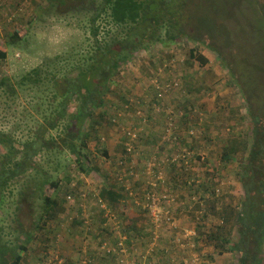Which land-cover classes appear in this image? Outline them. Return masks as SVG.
<instances>
[{
    "label": "rangeland",
    "instance_id": "rangeland-1",
    "mask_svg": "<svg viewBox=\"0 0 264 264\" xmlns=\"http://www.w3.org/2000/svg\"><path fill=\"white\" fill-rule=\"evenodd\" d=\"M63 2L65 0H0V53L7 52L5 59L0 57V82L8 79L11 86L0 88V131L12 132L17 140L28 139L29 132L35 131L42 123L35 111L40 93L32 90L30 84L21 88L22 78L42 66L47 59L65 60L72 52L77 54V50L91 39L84 15L73 13L72 6ZM207 2V9L210 7L208 15H203L199 8L193 11V24L203 31V35L197 31L190 34L202 37L211 48L190 38H184L183 44L157 42L150 49L137 53L123 68L121 81L128 91L126 98L136 103L130 108L134 112L140 111L143 118L153 117V122H141L133 112L127 111L129 109L117 97L108 96V100L115 103L110 112L118 117L120 125L134 127L138 131L139 142H134L136 151L132 153L133 165L119 166L120 160L125 155L130 158L131 154L124 152L122 128L105 121L97 130V135L101 137L108 157L98 154L95 143H91L93 162L89 163L91 169L87 173L80 172L75 159L69 154L47 151L36 158L50 181L63 187L59 194L50 185L44 191L45 196H56L60 202L56 218L51 220L45 217L41 220L44 214V201L41 198H36L37 204H32L33 200L29 199L21 202L19 192L23 190L20 189L23 185L30 198L36 197L35 190L29 184L30 175L25 184L18 183L14 188V197L10 201L16 202L20 210L17 211L16 206L9 202L7 208L0 210V223L2 225L3 220L6 232H12L18 227L13 219L16 212L18 223L22 225L19 230L22 228L31 232L32 241L23 255L22 264H57V259L62 260L63 264H79L83 247L92 257V264H116V260L100 251V247L105 242L115 246L120 240H125L129 249L126 264H241L240 253H222V248L216 249L214 245L206 243L211 233L216 234L214 238L218 246V235L234 241L238 237L235 216L245 191L241 172L247 165L249 151L255 141L254 117L250 114L252 108L259 116L256 120L264 123V0ZM241 29L242 35L238 32ZM15 32L21 36V41L12 44L11 36ZM191 49H197L200 55L208 59V64L203 67L197 61H191ZM255 66L258 67L253 72ZM246 67L247 70H244ZM240 78H243L241 82L238 80ZM156 80L163 84L176 80L179 85L163 101L156 102ZM245 85L248 90H245ZM190 109L202 111L208 116L203 115L201 119L192 115L190 122L182 124V115ZM166 119L169 122L167 126L171 127L173 123L178 132H185L187 144L193 146V150L189 149L193 154L189 167L191 175L185 170L184 173L168 167L165 168L167 172L163 170L167 190L178 192L182 204L174 210L177 229L164 225L154 230L151 220L136 208V203L132 199H123L122 205L113 207L116 215L110 221L108 231H99L96 228L101 221L99 209L89 202L91 197L84 198L83 194L90 195L93 191L101 190L105 184L117 183L118 176L124 177L129 188L139 189L140 183L142 187L147 183L144 171L155 155L165 159L177 158L178 154L184 153L186 148H176L169 135L159 138ZM52 135L57 139L59 137L56 132H52ZM228 141L234 142L236 155L225 165L222 155ZM198 156L202 158L199 160ZM67 178L73 182L69 184ZM191 180L199 185L203 182L208 185L210 189H207L206 197L209 196V200H202V193L195 194L187 186ZM23 181L25 179H21ZM217 188L220 189L219 197L209 194L212 193L211 189ZM69 189L75 191L73 201L67 199ZM193 196L198 201L201 199L199 208L186 209ZM201 211L202 215L199 214ZM82 212L92 220H95L93 214L96 215L91 231L73 226L69 221L70 216ZM206 215L208 217L205 218ZM226 219H229L227 223ZM44 223L48 226H44ZM116 226L117 232L112 231ZM143 230L148 236L139 234ZM186 230L196 233L195 249L192 251L173 243L174 237L185 236ZM156 231L159 239L156 238ZM15 236L19 237L20 243L25 240L22 235L16 234L11 239H16ZM255 249L256 244L251 249L252 257L245 264H255L256 255L257 260L261 258V264H264V243L261 252L257 250L255 254Z\"/></svg>",
    "mask_w": 264,
    "mask_h": 264
},
{
    "label": "trees",
    "instance_id": "trees-1",
    "mask_svg": "<svg viewBox=\"0 0 264 264\" xmlns=\"http://www.w3.org/2000/svg\"><path fill=\"white\" fill-rule=\"evenodd\" d=\"M63 3H68L69 7L72 6L73 13L84 15L88 21L87 26L90 28L91 39L86 41L80 50H77V54L72 52L69 58L65 60L60 58L47 59L42 66L33 69L22 78L21 88L24 89L25 86L30 84L32 90H36L38 94L40 93V97L37 99L38 107L35 111L41 117L42 123L35 131L29 132L28 139L17 140L12 132L0 131V147L2 149L0 153V210L7 208L9 202L12 203V206H16L17 211L20 210L17 203L10 201V199L14 197V188L18 183L25 184L27 177L30 175L29 184L35 190L36 197L34 199L30 198L31 195L28 196L23 185V187H20L23 190L19 189L20 200L23 202V199H29L33 200L32 204H37L36 198H41L44 201L42 221L45 217H49L51 220L56 218L58 215L56 211L60 208V202L56 196L54 198L45 196L46 187L50 185V188L56 190L57 194L60 193V188L63 190V187L59 183L51 182L47 175L43 173V169L36 162L37 157L47 151L69 154L75 159L82 173H87L91 169L89 166V163L93 162L91 143H95L98 154L108 157V152L102 145V139L97 135V130L105 121L114 126H123L120 125L118 117L110 112V108L115 103L110 102L108 96L117 97L122 101V105L124 104V107L129 109L127 111L133 112L134 117L141 122L146 119V117L143 118L138 115V111L136 113L130 108L136 103H133L132 99L126 98V92L128 91L125 89V83L121 81L124 66L129 64L137 53L150 49L157 42L183 44L182 40L184 38H190L196 43L201 42L211 48L202 37H193L190 34L192 31H197L199 35H203V31L193 24V11L199 8L203 15H208L210 7L207 9V0H65ZM238 32L242 35V29ZM212 36L210 35V37ZM18 41H21V36L15 32L11 36V43L17 44ZM6 56L7 52L0 53V57L3 59ZM189 57L191 61H197L203 67L208 64V59L200 55L197 49H191ZM219 57L221 58L220 54ZM257 67L255 66L253 72L257 70ZM244 70H247V67ZM242 79L238 80L241 82ZM8 83V79L2 80L0 88H10L11 86ZM244 88L248 90L246 85ZM11 89L13 90V88ZM6 93L9 94L8 89H6ZM199 98L201 97L197 99ZM155 101L160 102L161 100L155 96ZM108 104H110V107H108ZM131 112L130 114H132ZM250 114L251 117H254L255 129H253V136L255 141L249 151L247 165L241 172L245 191L239 212L235 216L236 226L239 228L238 237L234 241L229 237L218 235V246L214 238L216 234L211 233V237H208L206 243L214 245L216 249L222 248L220 252L234 251L240 253L242 255L241 264H245L246 260L252 257L253 251L251 249L255 244L257 249L254 253L256 254L257 250L258 252L262 251L261 248L264 243V137L262 136L264 123L256 120L259 116L254 108L250 110ZM192 115H197L201 119H203V115L208 116L207 113L204 114L202 111L190 109L182 115V124L190 122ZM148 120L151 123L154 118L148 116L145 121L148 122ZM168 123L167 119L162 123L161 129L165 128L159 138L162 139L167 134ZM172 125L175 130L171 140L174 142L175 147L180 148V150L182 147L191 149L193 146L187 144L188 140L184 134L185 132H178L177 127L173 123ZM52 132L57 133L58 139L52 135ZM123 138L125 142L123 149L127 154L126 145L130 140L126 135ZM138 142L139 138L135 143ZM233 145V141H228L225 145V151L222 155V162L225 165L234 159L233 155H236ZM155 158L161 159L157 155H155ZM201 158V156H198L199 160ZM168 159L169 164L163 167L165 172H167L165 168L168 167L175 169L176 172L184 173L186 160L181 159L178 163H174L171 160L172 157ZM21 179H25V181L21 182ZM67 181L69 184L73 182L70 178H67ZM139 182L138 180L137 183ZM199 184L187 186L192 188L195 194L202 193V200H209L210 198L209 196L206 197V194L208 193L207 189L210 188H207L208 185L205 182ZM145 186L146 183L143 187L140 183L139 189L134 187V193L136 194L135 200L138 201L135 204L136 208L147 215L143 206L139 205L140 202H143ZM198 187L199 189H197ZM74 189H69L67 195L75 196ZM211 191L212 193L209 194L219 197V188L216 190L211 189ZM170 194L177 200L178 205H182L179 201L178 192L173 193L170 191ZM99 196L100 200H103L107 205L108 211L103 210L96 203V199L93 198L92 194L89 195L91 197L89 202L99 209L98 213L101 221L96 228L99 231L103 229L106 232L110 227V221L107 218L108 212L115 216L116 213L113 211V207L115 208L118 204L122 205L121 201L123 199H132L134 202L135 200L130 197V193L125 187H122L119 181L115 184L103 185L102 189L99 190ZM201 202L200 199L198 203L193 205V208H190V203H188L186 209H198ZM76 214L81 215L80 213ZM88 217L90 219L89 231H91L95 226L96 215L93 214L95 220H92L90 216ZM206 217L208 216L206 215ZM13 219L18 227L12 232H6L3 220L2 225L0 223V264H22L23 255L28 251V246L32 241L30 231L22 228L19 230L22 225L18 223L19 217L16 212ZM227 221L229 219H226V223ZM70 223L73 226H80L87 230L80 219ZM44 224V226H48L47 223ZM117 228L116 226L112 231L117 232ZM119 228L124 229L123 227ZM152 228L156 230L154 225ZM200 228L201 226L198 231ZM13 234L22 235L25 240L20 243L17 236H15L16 239H11ZM139 234L144 237L148 236L145 230ZM133 237L135 238L134 235ZM254 261L255 264H261L262 259L257 260L256 255Z\"/></svg>",
    "mask_w": 264,
    "mask_h": 264
},
{
    "label": "built area",
    "instance_id": "built-area-1",
    "mask_svg": "<svg viewBox=\"0 0 264 264\" xmlns=\"http://www.w3.org/2000/svg\"><path fill=\"white\" fill-rule=\"evenodd\" d=\"M178 82L176 80L169 82V83H161L158 80L154 81V86L156 87V97H158L161 101L165 99V96L171 92L176 90L178 87ZM137 113V112H136ZM138 115L142 116V113L138 111ZM146 119H144V122ZM116 123V122H114ZM169 127V126H168ZM119 128L121 129V132L123 135H126L130 142L127 143V149L126 151L131 154L130 158L125 155V158L121 159L119 162V166L123 167L128 164L133 165L134 160L132 159L133 155L132 153L134 152V147L133 143L137 142V132L135 128L133 127H124L120 126ZM174 127L171 124V127H169L167 134L165 135L164 138L169 135L170 139L174 133ZM193 132V131H192ZM192 152L189 151V149H185L183 154H178L179 156L176 158L174 156L171 160L174 163H178L179 160L184 159L186 169L185 172H188L190 175V168H191V162L193 159V154ZM169 158V157H168ZM158 159V158H153L150 161H148V164L146 166V169L144 171V174L147 176V183L145 186V189L143 191V202H140L139 205H142L145 213L147 216L150 218L152 224L154 225L155 229L161 228L165 225L167 228H174L177 229V226L175 224V217H174V210L177 209L179 206L177 203V200L170 194V191L167 190V183L164 177V169L163 167L169 164V159ZM189 158V159H188ZM205 158L203 157L202 160ZM190 167V168H189ZM132 168V167H131ZM117 181H119L122 185V187H125L127 191L130 193V197L134 198L136 197V194L134 193V189L129 188V183H127L124 179L123 176H118ZM193 184H198L195 183L194 180L188 181V185L192 186ZM129 185V186H128ZM219 192V190H218ZM92 194L93 198L96 199V203L103 209L108 211L107 205L103 202V200H100L99 196V191H93ZM84 198H88L89 195L88 193L83 194ZM69 201H73V196L69 195L67 197ZM135 203L137 204L138 201ZM198 203L197 197L193 196L190 199V208H193V205ZM202 211L199 213L201 214ZM202 215V214H201ZM107 218L109 221H112L114 219V216H112L111 212H108ZM76 219H80L84 226L87 227V230H89V224H90V219L88 215H85L84 213L79 215V214H74L69 217V221L73 222ZM157 239H159V235L157 234ZM120 239H123L122 237ZM157 239L154 240L156 241ZM195 240H196V233L194 231H185V236H177L176 239L173 241L174 244L176 245H181L182 247L187 248V250H194L195 249ZM156 244H153V247H155ZM100 251H102L105 255L108 257H111L116 260V264H126L125 259L126 257L130 254L129 249L126 246L125 240H120L118 244L115 246L110 245L109 243L105 242L101 245ZM154 249V248H153ZM153 249L151 251H153ZM81 253L83 254L82 260L80 261L79 264H92L94 261L92 260L91 256L87 255V248L83 247L81 250ZM57 264H63L62 260L57 259ZM154 264V263H151Z\"/></svg>",
    "mask_w": 264,
    "mask_h": 264
},
{
    "label": "crops",
    "instance_id": "crops-1",
    "mask_svg": "<svg viewBox=\"0 0 264 264\" xmlns=\"http://www.w3.org/2000/svg\"><path fill=\"white\" fill-rule=\"evenodd\" d=\"M231 107H233V106H231ZM227 140V139H226ZM184 192H181V194H183ZM177 237V236H176ZM176 237H174V239L173 240H175L176 239Z\"/></svg>",
    "mask_w": 264,
    "mask_h": 264
},
{
    "label": "clouds",
    "instance_id": "clouds-1",
    "mask_svg": "<svg viewBox=\"0 0 264 264\" xmlns=\"http://www.w3.org/2000/svg\"><path fill=\"white\" fill-rule=\"evenodd\" d=\"M81 250H82V248H81Z\"/></svg>",
    "mask_w": 264,
    "mask_h": 264
}]
</instances>
